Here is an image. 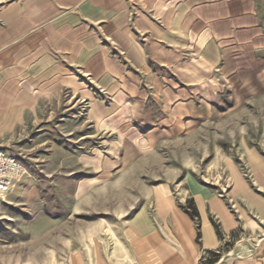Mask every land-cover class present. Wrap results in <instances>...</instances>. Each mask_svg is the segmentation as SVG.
Returning <instances> with one entry per match:
<instances>
[{
  "label": "crops",
  "instance_id": "crops-1",
  "mask_svg": "<svg viewBox=\"0 0 264 264\" xmlns=\"http://www.w3.org/2000/svg\"><path fill=\"white\" fill-rule=\"evenodd\" d=\"M263 76L264 0H0V148L9 153L40 101L62 91L85 103L94 129L149 144L152 133L240 108ZM237 182L229 195L238 218L206 188L191 191L199 240L194 221L163 195L153 213L141 207L110 232L100 224L109 247L58 252L50 264H198L223 244L210 217L223 234L239 225L255 234L223 257L264 264V201Z\"/></svg>",
  "mask_w": 264,
  "mask_h": 264
},
{
  "label": "rangeland",
  "instance_id": "rangeland-1",
  "mask_svg": "<svg viewBox=\"0 0 264 264\" xmlns=\"http://www.w3.org/2000/svg\"><path fill=\"white\" fill-rule=\"evenodd\" d=\"M251 92L240 108L176 134L152 133L149 144L125 130L94 129L85 103L67 91L41 100L39 112L6 146L26 171L0 198V264H50L58 252L109 247L111 224L141 207L153 213L163 195L194 221L200 235V216L191 217L198 213L191 197L196 186L217 195L236 218L241 212L229 192L238 177L264 201V76L258 95ZM210 220L223 244L202 251L198 264L222 258L233 264L234 253H224L255 234L241 225L223 234ZM100 224L108 226L106 232ZM263 234L264 217L258 214V240Z\"/></svg>",
  "mask_w": 264,
  "mask_h": 264
},
{
  "label": "built area",
  "instance_id": "built-area-1",
  "mask_svg": "<svg viewBox=\"0 0 264 264\" xmlns=\"http://www.w3.org/2000/svg\"><path fill=\"white\" fill-rule=\"evenodd\" d=\"M25 171L23 163L16 156L0 148V198L20 181Z\"/></svg>",
  "mask_w": 264,
  "mask_h": 264
},
{
  "label": "trees",
  "instance_id": "trees-1",
  "mask_svg": "<svg viewBox=\"0 0 264 264\" xmlns=\"http://www.w3.org/2000/svg\"><path fill=\"white\" fill-rule=\"evenodd\" d=\"M197 214H198L197 212L196 213L194 212V214H191V217L197 216ZM217 233H218V231H217ZM197 236L199 237V235H197Z\"/></svg>",
  "mask_w": 264,
  "mask_h": 264
}]
</instances>
